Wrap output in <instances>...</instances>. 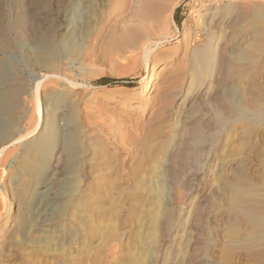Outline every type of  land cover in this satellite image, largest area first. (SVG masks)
Instances as JSON below:
<instances>
[{
	"label": "rangeland",
	"instance_id": "1",
	"mask_svg": "<svg viewBox=\"0 0 264 264\" xmlns=\"http://www.w3.org/2000/svg\"><path fill=\"white\" fill-rule=\"evenodd\" d=\"M52 1L0 0V32L12 36L17 13L34 29L49 25L51 9L78 18L77 0ZM87 1L93 23L48 35L41 52L29 33L0 43L8 86L21 90L5 125L28 134L0 166V264H264V224L239 209L247 202L264 215V123L250 92L264 93V0H164L147 36L162 43L148 64L147 37L120 38V18L99 28L114 0ZM207 45L244 69L228 76L215 56L197 61ZM40 64L55 75L38 111L30 70ZM37 135L46 154L26 144Z\"/></svg>",
	"mask_w": 264,
	"mask_h": 264
},
{
	"label": "bare ground",
	"instance_id": "2",
	"mask_svg": "<svg viewBox=\"0 0 264 264\" xmlns=\"http://www.w3.org/2000/svg\"><path fill=\"white\" fill-rule=\"evenodd\" d=\"M87 0H77L78 3H75L76 6L77 4L81 6L80 10L78 12H80L78 18H75V19H67L66 17H62V14L60 13L62 8H56V9H51L49 12V25H44L43 27L44 28H41V27H37L36 29L33 28V25L32 27L30 26H27L26 23H24V21L22 20H19L21 18H19V13H17L16 15L13 16V19L12 21L16 22L14 26H11L12 28V36L11 34L9 33H6V34H2L3 32H0V43H2V40L4 41H13L14 43V40L19 38V37H24V33L27 34L29 33L31 35V37L33 38L34 40V45H35V48L37 51H43L45 50L46 48H49L47 45V47L44 45V41H46V37H48V35L50 36V40H55L56 36L58 35V31H67V33H73L76 31H78L79 29L82 30V26L85 28V24H87L88 22L91 24V22L93 23V19L91 20L92 16L93 15H96V6L95 8H91L92 6V2L88 4V1L87 3H84L86 2ZM164 0H114L112 2H107V6L105 8V10L101 9L102 12L101 14L99 15L98 19L95 18L94 21L96 22V19L98 20V23L100 25V29L102 30L103 28L105 27H108L111 22L113 23V20H117V18H120V21L123 22V29L122 31L119 30L118 32V35L120 38H128L129 40H132V41H138V40H142V39H146V37L149 35L150 33V30L151 29H154L157 24H158V19L156 18L157 14H158V11H167L169 9V6L167 4H165L163 2ZM54 3V5H63V4H66V1L65 0H53L52 1ZM74 2V1H73ZM237 3V2H236ZM239 3V1H238ZM237 3V4H238ZM72 4V3H71ZM94 4V3H93ZM236 4V5H237ZM240 4H242L240 2ZM95 5V4H94ZM104 6V5H103ZM73 7V6H72ZM244 7V6H243ZM79 8V7H78ZM104 8V7H102ZM175 8V7H174ZM240 8V7H239ZM241 9V8H240ZM65 10V9H64ZM70 10H74V9H71ZM78 10V9H77ZM239 11V10H238ZM241 11V10H240ZM66 12V10H65ZM73 12V11H72ZM129 13L131 14L132 16V20L129 21V20H126V16L125 14L126 13ZM242 12V11H241ZM243 12H244V9H243ZM254 12V11H253ZM63 13V12H62ZM71 13V11H70ZM235 13V12H234ZM238 12H236L237 14ZM67 14V12H66ZM99 14V13H98ZM97 14V15H98ZM241 14V13H240ZM69 15V13H68ZM71 15V18L72 16H74V14L72 15V13L70 14ZM78 15V13H77ZM96 15V16H97ZM235 15V14H234ZM48 16V15H47ZM60 16L64 19V23H62V18H61V23L53 26L52 23H50V21H53L56 20V19H60ZM65 16V14H64ZM95 17V16H93ZM214 17V16H213ZM233 17V15H232ZM236 16H234L233 18H235ZM239 17V16H238ZM243 17V16H242ZM212 18V17H211ZM231 18V16H230ZM213 19V18H212ZM91 20V22H90ZM214 21V20H213ZM211 22V21H209ZM209 22L207 23V26L209 24ZM234 22V21H233ZM47 23V22H46ZM212 23V22H211ZM9 24V23H8ZM36 24H40L39 22L36 23ZM35 24V25H36ZM95 24V23H94ZM11 25V22L10 24ZM8 25V26H9ZM34 25V27H36ZM93 25V24H92ZM96 25H97V22H96ZM40 26V25H38ZM89 26V25H88ZM88 26H87V29H88ZM122 26V25H120ZM119 26V27H120ZM210 26V24H209ZM10 27V26H9ZM47 27V28H46ZM90 27V26H89ZM92 27V26H91ZM94 27V26H93ZM92 27V28H93ZM98 27V26H97ZM96 27V28H97ZM232 27V26H231ZM91 28V29H92ZM10 29V28H9ZM90 28L88 30H91ZM95 29V27H94ZM99 29V31H100ZM108 29V28H107ZM87 30V31H88ZM104 30V29H103ZM8 31V30H7ZM93 31V29H92ZM91 31V32H92ZM115 31V32H116ZM83 31H81V36L83 35L82 34ZM85 32H86V29H85ZM96 32H97V29H96ZM117 32H116V35H117ZM60 33V32H59ZM78 33V32H77ZM57 34V35H56ZM61 34V33H60ZM63 34V32H62ZM85 34V33H84ZM68 35V34H66ZM77 35V34H75ZM74 35V37L76 38V36ZM80 35V34H79ZM78 35V36H79ZM91 36V34H89ZM96 35V34H95ZM73 35L71 34V37ZM77 36V38H78ZM89 36V37H90ZM99 36V35H98ZM70 37V35H69ZM93 37V36H92ZM91 37V38H92ZM100 37V36H99ZM46 38V39H45ZM49 38V37H48ZM81 38V37H80ZM83 38V36H82ZM96 38V37H95ZM94 38V40H95ZM148 38V37H147ZM79 39V38H78ZM144 39V40H145ZM166 39V38H165ZM19 40V39H17ZM21 40V39H20ZM19 40V41H20ZM49 40V42L52 44V46L54 45L51 41ZM93 40V38H92ZM16 41V40H15ZM19 41L17 43H19ZM60 41V40H59ZM58 41V42H59ZM147 41V44L143 47L142 49V52H143V55H144V59H145V62L148 64V60H149V57L152 53H154L156 51V49L159 47V45L162 43V39H151V38H148L146 39ZM47 42V41H46ZM45 42V43H46ZM57 42V41H56ZM55 42V43H56ZM57 42V43H58ZM61 42V41H60ZM59 42V43H60ZM8 43V42H7ZM12 43V42H11ZM49 45V43H48ZM59 45V44H57ZM51 46V45H50ZM55 47V45H54ZM209 46H204L202 48H198L199 50L197 51V57H196V60L197 61H200V62H203L205 65L207 66H210L211 62H210V58L212 56H215V59L217 62H215V66H219L221 65V67L219 68L220 71L222 72L223 74V71L226 72V75H231L232 73H234V71L236 70H240V69H244V66L241 65V66H236L234 65L233 63H231L230 61L227 62V60L229 59V56L227 54H225L224 52L222 51H218L216 52V54L214 55V53L208 48ZM2 48V47H1ZM34 48V46H33ZM35 48H34V51H35ZM57 49V47H55ZM225 48V47H224ZM53 49V48H51ZM50 49V50H51ZM55 50V49H54ZM140 50V49H139ZM214 50V49H212ZM47 51V50H46ZM215 51V50H214ZM225 51V50H224ZM3 52V51H2ZM39 52V53H40ZM52 52V51H51ZM50 52V54H51ZM141 52V51H139ZM38 53V52H37ZM36 53V54H37ZM54 53H57V52H54ZM41 54V53H40ZM39 54V56H40ZM44 54V53H43ZM42 54V55H43ZM47 54V53H46ZM41 55V56H42ZM55 55V54H54ZM40 56V57H41ZM21 57V55H20ZM44 57V56H42ZM47 58V57H45ZM44 59V58H43ZM59 59V58H57ZM46 60V59H45ZM54 60H55V57H54ZM230 60V59H229ZM259 63L258 64V70L260 68L263 67L264 65V58H261L259 59ZM48 61V58L47 60L44 62L46 63ZM225 61L227 62V64H225ZM52 62H54L52 60ZM48 63L50 64L53 68H54V64L52 65L51 63ZM56 62V60H55ZM59 62V61H58ZM57 64V62H56ZM256 64V65H257ZM50 66V67H51ZM45 65L43 66V64H40V66L38 68H33V70H30V73L32 74V76L34 77L35 80H37L36 82V85L35 86V91H36V98H37V109L38 111H40V101H39V90L42 89L43 87L47 86V83H49V78L52 77L51 75L54 74L55 75V71L52 72L47 66V70L44 68ZM57 67H58V64H57ZM218 68V67H217ZM239 68V69H238ZM56 69V68H55ZM59 69V68H57ZM59 71V70H58ZM219 71V70H218ZM8 77H9V74H7V69L5 66H0V79L2 81H0V136H2L3 138L0 140V166L2 163H4L3 161H5V157L9 155L10 151L8 150L10 146L22 141L25 139L26 136H28V134H25V135H21L19 132H14L12 131L11 129H9L10 127L6 126V121L10 120L11 117H10V111L12 108L18 106L20 103L19 99H16L15 96L17 94H19V92L21 91L20 88L16 89V88H13L11 89V87H9V83L7 82L8 80ZM58 77V76H57ZM54 79V77H52ZM56 78V77H55ZM33 79V78H32ZM33 79V80H34ZM61 79V78H60ZM55 82V80H53ZM59 81V80H58ZM52 82V83H54ZM57 82V81H56ZM56 84V83H55ZM73 85L75 83H72ZM49 87V86H48ZM257 86L256 84H252L251 87H250V92L252 93V95L257 99V101L260 103L259 106L256 108L255 110V114L253 116V118L256 120V121H259V122H262L264 123V93L260 92V91H257L256 90ZM46 89V88H45ZM44 90V89H42ZM34 92V91H33ZM159 96V95H158ZM51 97V96H50ZM55 97V96H54ZM196 97L195 94H192V95H189V96H186V99H185V102L189 104V102L191 103L190 106L193 104L192 101H193V98ZM55 99V98H54ZM53 100V98H52ZM225 105L227 104L226 102L224 103ZM53 116V115H52ZM55 116V115H54ZM57 116V115H56ZM62 116V115H61ZM12 121V120H11ZM50 121V122H49ZM48 122L50 123V128H49V132L55 130V118L54 117H51V120H49ZM66 121V119H65ZM57 122V121H56ZM64 122V121H63ZM66 123V122H65ZM64 123V124H65ZM61 124V123H60ZM68 125V124H67ZM57 126V125H56ZM69 126V125H68ZM8 127V128H7ZM185 127V126H184ZM46 128V127H45ZM44 128V129H45ZM60 128V126H59ZM63 128V127H62ZM43 129V130H44ZM60 130V129H59ZM58 131V130H57ZM62 131V130H61ZM48 132V133H49ZM28 133V132H27ZM43 133V132H42ZM47 133V132H46ZM45 133V134H46ZM44 134V133H43ZM42 134V135H43ZM59 134V133H58ZM42 135L38 136L37 137H33V139H31L29 142L27 141L26 144H28V146L30 145L31 146V150L36 153V154H41V153H47L49 150V148H46V146L44 145L45 143V139L47 138L46 136L42 137ZM47 135V134H46ZM49 136V135H48ZM50 138V136H49ZM49 140V139H48ZM47 141V140H46ZM24 144V143H23ZM56 145V144H54ZM50 147V146H49ZM25 148H27L25 146ZM52 148V147H51ZM28 150V149H27ZM52 150V149H51ZM28 152V151H27ZM58 152V150H57ZM54 153V152H53ZM59 153V152H58ZM52 154V153H51ZM44 155V154H43ZM49 155V154H48ZM53 156V155H52ZM59 156V155H58ZM50 157V156H49ZM37 158V157H36ZM39 158V157H38ZM36 161V160H35ZM53 163L55 164V166L57 167L59 165V163L61 162L60 161V158L58 157H53ZM62 163V162H61ZM60 171V170H59ZM242 171V175L244 174V171ZM60 174V173H59ZM66 175V174H65ZM41 180V179H40ZM39 180V181H40ZM39 183V182H38ZM48 184V183H47ZM56 192H59V191H56ZM54 193V192H53ZM56 194H59V193H56ZM61 195V194H60ZM59 195V196H60ZM53 196V195H52ZM51 196V197H52ZM46 199H47V196H45ZM44 197V199H45ZM50 198V197H49ZM56 198V196H55ZM58 198V197H57ZM43 199V198H42ZM59 199V198H58ZM42 202V201H41ZM44 202V201H43ZM45 203V202H44ZM41 205V204H40ZM44 207H45V204H43ZM239 209L241 211H245L244 213H246L248 219H253L255 221L256 224L258 225H263L264 224V215L262 214H258L255 207L250 204V203H241V205L239 206ZM41 211V210H40ZM43 212V211H42ZM37 214V213H36ZM43 214V213H42ZM170 216V215H169ZM171 218V216L169 217Z\"/></svg>",
	"mask_w": 264,
	"mask_h": 264
},
{
	"label": "trees",
	"instance_id": "3",
	"mask_svg": "<svg viewBox=\"0 0 264 264\" xmlns=\"http://www.w3.org/2000/svg\"><path fill=\"white\" fill-rule=\"evenodd\" d=\"M177 10H176V12L174 11V14H175L174 15L175 16L174 20L176 19L177 23H180L181 20L179 18H177V16H178L177 15ZM99 82H101L102 84H111V83H114V82H121V80H116V79H113V78H110V77H102V78L99 79Z\"/></svg>",
	"mask_w": 264,
	"mask_h": 264
}]
</instances>
